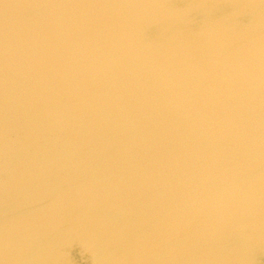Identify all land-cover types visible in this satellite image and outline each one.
Listing matches in <instances>:
<instances>
[{
  "label": "water",
  "instance_id": "95a60500",
  "mask_svg": "<svg viewBox=\"0 0 264 264\" xmlns=\"http://www.w3.org/2000/svg\"><path fill=\"white\" fill-rule=\"evenodd\" d=\"M0 264H264V0H0Z\"/></svg>",
  "mask_w": 264,
  "mask_h": 264
}]
</instances>
